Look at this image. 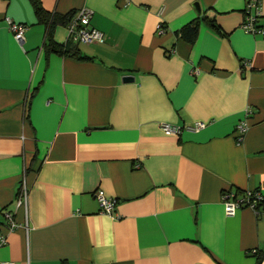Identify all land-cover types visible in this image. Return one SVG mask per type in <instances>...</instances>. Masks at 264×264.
<instances>
[{
	"label": "crops",
	"instance_id": "0c3cea01",
	"mask_svg": "<svg viewBox=\"0 0 264 264\" xmlns=\"http://www.w3.org/2000/svg\"><path fill=\"white\" fill-rule=\"evenodd\" d=\"M41 2L91 10L105 40L75 45L30 0H0V264H264V0L258 34L242 28L248 0ZM198 18L190 43L182 29ZM246 191L257 214L227 216L222 194Z\"/></svg>",
	"mask_w": 264,
	"mask_h": 264
},
{
	"label": "built area",
	"instance_id": "2783aa9c",
	"mask_svg": "<svg viewBox=\"0 0 264 264\" xmlns=\"http://www.w3.org/2000/svg\"><path fill=\"white\" fill-rule=\"evenodd\" d=\"M247 18L242 25V28L247 33L258 34L261 33L262 29L258 26V20L261 16V3L260 0H248L246 5ZM93 12L89 9H81L77 11L71 21L67 25V30L69 34L70 41L75 45H92V44H102L104 43V34L96 28L91 26V19ZM7 24L9 30L13 34L14 38L18 42H23L25 39V33L27 27L22 24H17L10 19H7ZM193 73H198V70H193ZM205 127L202 122H195L192 126L178 127L169 124H162L161 130L165 135H179L182 130L188 131H200ZM246 130L245 124H240L237 127L238 136L241 138ZM95 199L97 200L101 212L111 216L113 209L116 205L115 199H109L105 197L101 190L95 192ZM224 212L227 216H231L239 208L247 207L253 210L257 214V207L262 202V197L257 191H246L237 197L231 193L222 194ZM27 204V189L24 182L21 185L19 194L17 197L16 205L17 207L26 208ZM4 220L8 223L9 229L13 230L15 228V223L13 222L12 216L9 213L4 214ZM4 237L0 233V244H3Z\"/></svg>",
	"mask_w": 264,
	"mask_h": 264
},
{
	"label": "trees",
	"instance_id": "16d2710c",
	"mask_svg": "<svg viewBox=\"0 0 264 264\" xmlns=\"http://www.w3.org/2000/svg\"><path fill=\"white\" fill-rule=\"evenodd\" d=\"M30 2L34 7L38 19L46 24L48 28V34L50 35L56 25L62 24L67 26L74 15V13H70L68 15H60L58 13L48 14L44 10L41 0H30ZM199 24H200V18L193 21L192 23L187 25L184 29H182V33H181L182 38H184L190 43H193L198 35ZM49 47L50 50H52L53 52L82 59L80 57V52L77 50V48H71L67 50L66 47L64 46H57L56 44H54L51 38H50Z\"/></svg>",
	"mask_w": 264,
	"mask_h": 264
},
{
	"label": "water",
	"instance_id": "95a60500",
	"mask_svg": "<svg viewBox=\"0 0 264 264\" xmlns=\"http://www.w3.org/2000/svg\"><path fill=\"white\" fill-rule=\"evenodd\" d=\"M195 8H196V11H197V14L198 15H201L202 14V11H201V7L198 3L195 4ZM125 82H133L134 81V78L131 77V76H127V77H124L123 79Z\"/></svg>",
	"mask_w": 264,
	"mask_h": 264
}]
</instances>
